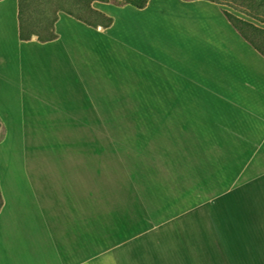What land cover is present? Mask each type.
<instances>
[{"label": "crops", "instance_id": "crops-1", "mask_svg": "<svg viewBox=\"0 0 264 264\" xmlns=\"http://www.w3.org/2000/svg\"><path fill=\"white\" fill-rule=\"evenodd\" d=\"M180 1L192 5L195 0ZM93 7L108 16L114 9L103 2ZM132 9L134 13L125 15L122 38L137 40L130 48L140 53L143 38L138 34L146 14ZM205 11L210 12L204 8V31L196 41L204 54V191L214 195L154 227L151 235L124 239L99 253L91 168L81 165L70 141L71 123L75 118L80 122L82 90L90 91L91 82L88 71H81V40L64 31L62 36L60 24L66 17L71 32L99 34L102 40L95 41V49H102L112 38L116 20L109 28H94L61 13L57 39L19 40L21 45L41 44L56 61L62 60L52 78L64 80L59 88L63 99L48 108L50 115L63 109L66 117L59 123L61 136L56 124L46 121L38 138L46 140L45 146L30 148L31 134L23 135L19 163L7 178L0 172V264H264V56L226 17L206 16ZM17 14L15 7L16 29ZM182 16L178 23L199 19L189 12ZM114 42L129 49L128 42ZM133 62L139 67L138 59Z\"/></svg>", "mask_w": 264, "mask_h": 264}, {"label": "rangeland", "instance_id": "rangeland-1", "mask_svg": "<svg viewBox=\"0 0 264 264\" xmlns=\"http://www.w3.org/2000/svg\"><path fill=\"white\" fill-rule=\"evenodd\" d=\"M219 1L222 4L195 0L184 5L180 0H156L146 9L121 10V0H111L107 4L114 7L110 16L116 26L102 49H95L102 36L73 33L62 17L60 33L81 40V71H88L91 82L90 91L82 90L80 122L75 118L71 123L70 141L81 165L91 168L98 253L124 239L151 235L154 227L214 195L204 191V54L196 41L204 31V8L210 10L206 16L226 17L227 10L264 28L263 22L236 10L234 0ZM15 7L19 11L18 0L0 4V172L5 178L19 163L24 136L31 134L30 148L45 146L46 140L38 138L46 121L55 123L61 136L59 123L66 117L63 109L50 115L48 108L63 99L59 88L64 80L52 78L62 60L56 61L41 44H19ZM132 8L146 14L138 34L143 38L140 53L130 48L137 40L122 38L125 15L134 13ZM188 12L199 19L178 23ZM32 39L38 40L36 35ZM114 40L128 42L129 49L112 45Z\"/></svg>", "mask_w": 264, "mask_h": 264}, {"label": "trees", "instance_id": "trees-1", "mask_svg": "<svg viewBox=\"0 0 264 264\" xmlns=\"http://www.w3.org/2000/svg\"><path fill=\"white\" fill-rule=\"evenodd\" d=\"M94 1L110 3L111 0H18L19 36L22 41H30L37 36L40 42L57 39L56 23L59 13L65 12L75 19L94 28H109L114 18L92 6ZM150 0H121L120 6L131 5L145 9ZM193 1V0H189ZM211 2L222 4L219 0ZM234 8L241 13L264 23V0H234ZM224 15L252 47L264 56V28L257 26L236 14L224 10ZM1 127V123H0ZM3 197L0 190V210Z\"/></svg>", "mask_w": 264, "mask_h": 264}]
</instances>
